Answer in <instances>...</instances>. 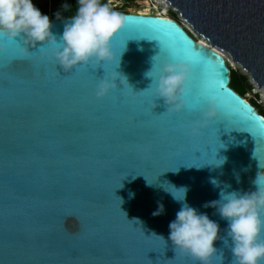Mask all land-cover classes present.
Returning a JSON list of instances; mask_svg holds the SVG:
<instances>
[{
  "label": "water",
  "instance_id": "water-1",
  "mask_svg": "<svg viewBox=\"0 0 264 264\" xmlns=\"http://www.w3.org/2000/svg\"><path fill=\"white\" fill-rule=\"evenodd\" d=\"M165 1L207 44L175 19L121 12L114 59L65 73L51 45L0 36V264H199L168 239L181 208L172 186L186 187L189 206L227 238L228 222L203 205L225 184L256 190L264 117L230 86L223 52L264 91V0ZM67 18L50 20L57 38ZM165 63L190 66L181 111L167 112L149 88L145 73ZM116 71L132 88L97 98ZM159 204L165 211L153 216ZM227 239L214 243L223 258L211 264H233Z\"/></svg>",
  "mask_w": 264,
  "mask_h": 264
},
{
  "label": "clouds",
  "instance_id": "clouds-1",
  "mask_svg": "<svg viewBox=\"0 0 264 264\" xmlns=\"http://www.w3.org/2000/svg\"><path fill=\"white\" fill-rule=\"evenodd\" d=\"M110 4L111 0L109 3H101V0H77L75 14L64 21L63 33L57 38L51 31L49 16L42 14L33 0H0V36H6L9 40L24 36L34 45L38 42L51 45L52 56L65 73H70L75 67L87 64L93 59L97 62L112 61L114 54L111 50V40L124 27L128 17L113 10ZM70 7L67 3L61 5L64 11H68ZM55 16L58 19L60 12L57 11ZM0 50H3L2 43ZM155 57L152 58L153 61ZM145 76L151 78L149 88L153 89L158 99H163L167 112L181 111L185 107L181 97L186 93L185 84L190 76L189 65L165 63L162 68L156 67L154 72L153 64ZM120 85L132 88L128 78L116 71L111 77H104L99 81L95 94L97 98H104L110 90ZM155 107L156 103L153 105V108ZM204 115L206 120L211 119L215 112L209 110ZM200 126L197 122L193 127V135L199 133ZM254 158L258 160V167L261 169L252 181L255 191H227L231 186L225 184L219 191L218 200L203 205L205 208H215L219 216L228 222L226 232L227 238L231 240L233 264H261L264 261V239L261 238L264 233V162L258 159L255 152ZM225 159H216L213 166H222ZM237 180L239 182L238 177ZM210 183L214 187H220L219 181L214 178ZM122 187L123 184L120 188ZM172 187L175 191L168 192L175 201L181 203L176 219L169 224L168 239L175 251L178 249L188 254L199 264H211L212 258L216 256L223 258L222 251L217 255L218 250L214 243L218 239H224L227 246L229 240L219 236V224L211 220L206 213H199L197 209L189 206L186 202V187ZM164 211L163 204H159L153 216H159ZM125 215L127 218L126 213ZM158 237L164 240L162 236Z\"/></svg>",
  "mask_w": 264,
  "mask_h": 264
},
{
  "label": "rangeland",
  "instance_id": "rangeland-1",
  "mask_svg": "<svg viewBox=\"0 0 264 264\" xmlns=\"http://www.w3.org/2000/svg\"><path fill=\"white\" fill-rule=\"evenodd\" d=\"M38 2H43L45 0H34ZM165 1V0H164ZM67 3L71 7L77 4V0H60L54 7L58 9H62L61 5ZM109 3V0H107ZM165 3L168 5L167 8L160 3V0H135L133 3L123 6V2L120 0H111L110 6L114 7H123L127 12H136V13H147V14H164L163 16L174 15L177 18V21L184 25L188 32L199 42L205 41L207 42L197 31H195L184 19L179 16L178 11H175L171 5H169L166 1ZM70 7V8H71ZM63 10V9H62ZM225 59L230 68L234 71H237L239 74H243L246 76L247 83L250 85V89L248 92L244 94V98L246 100H254L257 105L264 106V91L261 88H258L254 81H252L249 77V73L240 67L238 63L232 61L230 56L227 53H224Z\"/></svg>",
  "mask_w": 264,
  "mask_h": 264
},
{
  "label": "trees",
  "instance_id": "trees-1",
  "mask_svg": "<svg viewBox=\"0 0 264 264\" xmlns=\"http://www.w3.org/2000/svg\"><path fill=\"white\" fill-rule=\"evenodd\" d=\"M60 0H45L43 2L34 1L33 3L41 10L42 14L48 15L50 20L51 19H57L55 16V13L57 11L60 12V17H71L75 14L76 9L78 5L71 7L68 11H64L62 9H58L54 7L55 4H57ZM123 2V6H126L128 4L133 3L135 0H120ZM101 3H107V0H101ZM112 7V6H111ZM113 10L119 11V12H127L123 9V7H112ZM169 18L177 20V18L172 14L170 16H167ZM230 86L238 92L241 96L244 97V94L249 91L250 85L247 83L246 76L243 74H239L237 71H234L232 68H230ZM249 102L255 106L257 111L264 117V106L257 105L254 100H249Z\"/></svg>",
  "mask_w": 264,
  "mask_h": 264
},
{
  "label": "bare ground",
  "instance_id": "bare-ground-1",
  "mask_svg": "<svg viewBox=\"0 0 264 264\" xmlns=\"http://www.w3.org/2000/svg\"><path fill=\"white\" fill-rule=\"evenodd\" d=\"M160 3L163 4L167 8L168 5L165 3L164 0H160ZM141 14H147V13H141ZM158 15L163 16L164 14L161 13V14H158ZM165 17H167V16H165ZM199 42L207 44V42L202 41V40L199 41Z\"/></svg>",
  "mask_w": 264,
  "mask_h": 264
},
{
  "label": "snow or ice",
  "instance_id": "snow-or-ice-1",
  "mask_svg": "<svg viewBox=\"0 0 264 264\" xmlns=\"http://www.w3.org/2000/svg\"><path fill=\"white\" fill-rule=\"evenodd\" d=\"M96 77H97V76H96ZM104 77H105V76H104ZM104 77H103V78H104ZM100 79H101V78H100ZM150 109H151V110L153 109L152 105H150Z\"/></svg>",
  "mask_w": 264,
  "mask_h": 264
}]
</instances>
